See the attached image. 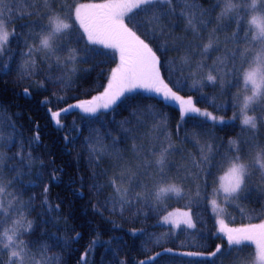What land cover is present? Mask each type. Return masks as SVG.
I'll return each instance as SVG.
<instances>
[{
	"label": "trees",
	"instance_id": "trees-1",
	"mask_svg": "<svg viewBox=\"0 0 264 264\" xmlns=\"http://www.w3.org/2000/svg\"><path fill=\"white\" fill-rule=\"evenodd\" d=\"M85 1L100 0H67L66 5ZM35 2L9 0L17 11H32ZM179 3L176 0L174 4L177 15L163 22L164 33L156 37L157 43L146 42L154 51L159 47L157 55L163 61L164 82L179 96L191 97L200 109L223 118L225 124L197 115L182 119L177 104L162 100L154 92L139 90L96 115L85 116L78 108L69 109L60 116L62 127L57 126L49 109L59 111L99 95L103 86H107L116 56L100 45L87 44L82 30L74 26L70 42L68 36H62L54 44V47L62 45L54 55L40 51L28 57V47L39 44L37 33L41 29L31 23L38 17L18 18L9 24L15 27L16 36L10 37L6 51L0 56V65H8L0 67V133L4 137L0 139V178L10 190L12 208L16 204L11 216L15 210L21 211L24 220L31 222L27 231L24 225L20 238L41 264H139L141 260H146V264H232V256L207 255L216 244H225L212 209L211 201L215 198L212 193L226 166L223 157L234 154L237 143L246 146L254 140L250 136L255 133L243 125L237 106L243 97L242 84L230 85L233 77L225 75L227 68L219 64L218 58H225L238 47L243 50L259 46L244 40L245 32L251 39L249 12L241 13L245 17L244 29L233 37L237 25L217 19L221 9L212 11L215 0H197L198 10L208 11L198 17L203 23L198 24V33H193L178 14ZM24 24L27 27H20ZM210 36L214 37L215 45L204 54L203 45ZM72 49L76 50V58L67 63ZM29 59L36 64L26 69L23 65ZM236 64H240L239 56ZM73 68L75 72L71 71ZM210 73L217 76L216 82L207 81ZM8 123L14 128L5 127ZM261 126L258 124V128ZM10 133L12 138L8 139ZM229 141L236 144L230 145ZM169 144L176 150L167 155V172L163 174L157 167L159 173L155 172L153 179L144 171L137 172L129 182L134 168L153 167L149 163H154ZM205 144L212 145L217 166L211 168L209 175L208 168L202 165L204 171L197 177L200 170L191 161L199 160ZM180 174L192 187L199 185L200 195L191 190L179 201L158 200L156 190ZM191 176H196V182ZM113 178L117 186L129 189L131 202L124 204L123 210L110 183ZM248 186L252 189L248 199L227 204L229 228L264 221V190L254 177ZM175 208L190 211L195 226L174 230L164 223L163 218ZM253 248L254 245L246 247L242 255ZM189 252L204 255H185ZM149 256L155 258L147 260ZM8 257L9 252L0 242L2 264H9Z\"/></svg>",
	"mask_w": 264,
	"mask_h": 264
},
{
	"label": "snow or ice",
	"instance_id": "snow-or-ice-1",
	"mask_svg": "<svg viewBox=\"0 0 264 264\" xmlns=\"http://www.w3.org/2000/svg\"><path fill=\"white\" fill-rule=\"evenodd\" d=\"M27 3V0H25ZM176 0H104L102 3L80 4L78 6H68L65 11V6L59 9L55 6V0H37L33 5L32 11L16 10L14 4L9 3V0H0V54L6 51V46L10 42V37L16 36L15 27L9 30L8 25L14 24L16 19H26L29 16H37L38 19L31 21L41 29L37 33L39 40L38 45L28 47L26 55L32 57L34 53L44 51L46 55H54L60 50L61 46L54 47L53 41L58 36H68L69 42L71 38V30L74 26H78L82 30L87 44L100 45L103 48H110L119 54V63L111 70V75L108 78L107 86H103L104 90L99 95L93 96L91 100L79 101L77 104H69L67 108H62L59 111H51L50 117L57 126H61L60 116L62 113L69 111L72 108H78L87 114H95L101 108H109L115 104L128 92H133L137 89H144L156 93L162 100H173L180 102L181 118L188 114H197L203 116L206 120L214 123L225 124L223 118H217L207 111L201 112L193 104L192 98L184 99L179 96L166 84L161 76V68L163 61L157 55V50L154 51L146 40H152L156 44V37L164 33L163 22L170 16L177 15V7H174ZM221 5L223 7L221 8ZM179 16L186 21L187 29L193 33H198V24L203 22L198 19L199 16L207 15L206 9L198 10L197 0H180ZM43 8L41 12L40 9ZM220 8V13L217 19H227L237 25V31L232 35L238 37L239 33L244 29V15L248 12L258 13L253 15L248 20V25L253 29L251 39L249 33L245 32L244 40L250 44L258 45L259 47L244 48L239 47L232 50L225 58H218L219 64L227 68L225 75H232L233 80L229 81L231 86L242 84L244 93L242 103L238 102L237 106L243 114L242 123L249 126L252 130L258 129V123L264 125V117L249 116L247 112L253 106L264 104V0H215L212 5V11ZM14 12L16 13L14 15ZM63 16V19L61 18ZM46 20L47 23H42ZM67 21V22H66ZM210 22V21H209ZM131 25V27H130ZM27 27V24L20 25ZM140 33L138 35L137 33ZM144 36V39L141 38ZM239 44V39L236 40ZM215 45L213 36L209 37L207 43L203 45V53L207 54ZM72 56L67 58V63L75 60V49L71 50ZM94 51V50H92ZM102 54V53H100ZM240 57V64L237 66L236 58ZM59 62V57H57ZM228 63L231 67H228ZM36 61L29 59L25 61L23 67L26 69L34 68ZM7 68L8 65H0ZM216 70L215 63L213 71ZM75 72L76 69H71ZM207 81L216 82L217 76L211 73L207 76ZM179 84L180 82L177 81ZM195 86V85H193ZM24 92L27 94L28 89ZM239 101V97H238ZM5 127H13L11 123ZM179 127V125H178ZM11 133L8 139H11ZM0 139H4L0 133ZM39 139V135L35 137ZM67 139V137H65ZM255 139V136H253ZM230 145L236 144L235 141H229ZM258 150L251 160H247L242 154V149L236 147L234 154L223 157L222 163L228 165L227 172L224 177H220V185L213 189L214 196H222L225 203H233L239 199H248L252 189L248 186L249 180L255 174L253 170H259L262 180H264V145H254ZM205 149L207 151L205 152ZM175 151V146L169 144L164 148L159 158L155 161L161 173H163L169 151ZM95 151V149H93ZM99 158V157H98ZM215 154L212 152V145L205 144L201 148L199 160L193 158L191 163L194 168L200 171L196 173L199 177L200 172L204 171L206 166L208 173L211 174V168L216 167ZM135 174L129 176V182ZM121 179H123L121 177ZM11 183V182H9ZM111 186L114 188L121 210L123 205L130 203L128 199L129 189L117 186L116 178L111 181ZM205 186L207 182L205 181ZM47 192V187L44 189ZM5 192V185L0 178V194ZM175 194L181 196L184 194L183 189L176 184H169L166 187H160L156 190V198L159 200L163 195ZM196 195L199 196V185H197ZM139 193L136 194L138 199ZM212 205L218 207L217 201L212 200ZM11 206H9V209ZM9 209H6L3 202L0 201V215H10ZM243 211V209H241ZM184 217L183 220L177 217ZM165 223H171L175 227H179L180 223H186L189 227H194L188 213H169L164 218ZM27 227L25 231L31 229V222L24 219L13 221L12 228H6L0 231V242L4 250L9 252V264H25V257L28 255V250L24 247V241L19 240V229ZM219 233L223 234L225 244H216L214 251L207 255L211 257L232 256V264H248L246 257L242 255L246 247L255 246V255L252 264H264V221L257 224H248L239 228H229L223 220L219 221ZM2 227V224H0ZM135 235V231L133 232ZM6 241V242H5ZM18 241V242H17ZM165 251L171 252L172 249ZM85 256L81 257L82 260ZM159 256V253L155 254ZM185 255L199 256L204 253L189 252ZM155 257L149 256L147 260H153ZM2 264V261H0ZM34 264H40L39 261H34ZM139 264H146V260H141Z\"/></svg>",
	"mask_w": 264,
	"mask_h": 264
},
{
	"label": "rangeland",
	"instance_id": "rangeland-1",
	"mask_svg": "<svg viewBox=\"0 0 264 264\" xmlns=\"http://www.w3.org/2000/svg\"><path fill=\"white\" fill-rule=\"evenodd\" d=\"M102 2H104V0H100V1H98V2H97V1H85V2H81V3H76L74 6H78V5H80V4H92V3H102ZM35 3H36V2H35ZM66 3H67V0H55V6H58V8H60L61 6H65V8H67L68 6L66 5ZM74 6H73V7H74ZM25 7L28 8V5H25ZM257 14H258V13L249 12L248 19L250 20L251 17H252L253 15H257ZM262 15H263V14H262ZM61 18L63 19V16H62ZM66 22H67V21H66ZM8 27H9V30L12 29L10 25H8ZM252 31H253V29L251 28V32H252ZM61 37H62V36H58V37H56V38L54 39V41H53V44H55L58 40H60ZM107 49L111 50V51L114 53V55L116 56V63H115V65L112 67V69H113V68H115V67L117 66V64L119 63V54H118L117 52H115V50H113V49H110V48H107ZM1 55H2V54H0V56H1ZM112 69H111V70H112ZM111 70L109 71L108 78H109L110 75H111ZM107 83H108V79H107ZM106 85H107V84H106ZM139 90H140V91H143V92H146V93L151 92V91H147V90H144V89H137V90H134L133 92H135V91H139ZM133 92H128V93H126L125 95L130 94V93H133ZM245 94H250V93H244V91H243V95H245ZM243 95H242V96H243ZM122 98H123V97H122ZM122 98H121V99H122ZM184 99H188V98H184ZM118 101H119V100H118ZM118 101H117V102H118ZM168 101L177 104V105L179 106V108H180V102H179V101H173V100H168ZM192 101H193L194 106H195L196 108H199V107H197V106L195 105V102H194L193 99H192ZM117 102H116V103H117ZM116 103H115V104H116ZM240 103H242V99H241ZM115 104L111 105V106H110L109 108H107V109H105V108H101V109H99V111H98L97 113H95V114H87V113H84V112H82V114L85 115V116L96 115V114H98V113H100V112H105V111L110 110ZM199 109H200V108H199ZM200 110H201V112H203V111H207V110H204V109H200ZM207 112H208V111H207ZM188 115H197V114H188ZM188 115H185V116L183 117V119H184L186 116H188ZM240 115H241L242 120H243V114H242L241 112H240ZM247 115H249V116H256V117H258V118H259V117H264V104H262V105H260V106H253L252 109H249V110H248ZM197 116H199V115H197ZM201 117H203V116H201ZM258 124H259V123H258ZM260 125H261V124H260ZM261 127H262V128H258V129L255 130V131L252 130L251 128H249V131H250L251 133H255V134H251L250 137L253 139V136H255L256 139H254V140H250L249 142H247V145H246V146H245V144H244V146H241L240 143H237V146H238L240 149H242L241 154H242L247 160H251V158L255 155V152L258 150L257 148L254 147V145H256L257 143L260 144V145H264V125L261 126ZM163 149H164V148H163ZM153 162H154V163H152V162L149 163V165H153V167L142 166V167H139L140 170H138L137 168H134V172H133V174H135V176H137V175H136L137 172L142 173V172L144 171V173H146V175L148 174L149 179H150V178L153 179L154 176H155V172H156L157 175H158V173H159V172H157V169H156L158 166L156 165L155 160H153ZM168 167H169V164H168V162H167L166 167L164 168V172H163V174H164L165 172H167ZM227 168H228V165L226 164V166H225L224 170L222 171L220 177H224V176H225V174H226V172H227ZM253 171H255V174L252 175V176L250 177V179L254 177L256 183H257L259 186H261V188L264 190V180H262L261 173L259 172V170H253ZM135 176H134V177H135ZM148 176H147V177H148ZM220 177H219V179H218V186H219L220 183H221V181H220ZM191 179H192L193 181L196 182V176H191ZM132 180H133V179H131V181H132ZM135 180H136V178L134 179V181H135ZM131 181H130V182H131ZM249 181H250V180H249ZM127 184H128V182H127ZM169 184H176L177 186L181 187V188L183 189L184 194H185V193H189L191 190H195V191H197V185H196L195 187H192L191 184H190L187 180H185V179L182 178L181 174H180L178 177H172V178H170V179L168 180V182H166V183H165L164 185H162L161 187H166V186L169 185ZM218 186H217V187H218ZM181 197H182V195H181V196H177V195H175V194L169 193V194L163 195V196L161 197V199H159V200H160L161 202H163V203H164V201H165L166 199H168L169 201H172V202H173V201H179ZM214 197H215L214 200L217 201V205H218V207H215V208H214V206L212 205V209H213V212H214L215 217H216V222H217V227H218V229L220 228V224H219V221H220V220H223L224 223H225L227 226H229V218H228V213H227V208H226L228 203H225V202H224V199H223L222 196H214ZM0 201L3 202V204H4V206H5L6 209H9V206H11V208L9 209V211H10V215H8V216L0 215V223L3 224V225H2V230H3V229H6V228H12V227L14 226V225H13V221H14V220H17V219H24V217H23L21 211L17 212V211L15 210V212L18 213V214L15 213L14 216H11V210L15 207L16 204H15L14 207L12 208V206H13V204H14V200L10 197V190H9L8 186H5V192L2 193V194H0ZM235 203L238 204L237 201H236ZM230 204H231V203H230ZM232 204H233V203H232ZM185 212L189 214L190 219H191V222H192V224H193L192 215H191L190 211H188V210H186V209L175 208V209L171 210V212H169V213H185ZM177 218H179V219H181V220L184 219V217H182V216L177 217ZM164 223H165V222H164ZM166 224H168V225H170L171 227H173L174 230H179L180 228H183V227H189L186 223H180V226H179V227H175V226L172 225L171 223H166ZM193 225H194V224H193ZM190 228H191V227H190ZM22 229H23V228H20V229H19V232H20V233H21ZM22 233H23V232H22ZM22 233H21V234H22ZM220 235H223V234L220 233ZM19 240H21L20 235H19ZM5 242H6V241H5ZM17 242H18V241H17ZM254 255H255V248H253L252 251H251L249 254H245V255H244V257H246L247 260H248V264H252V261H253V259H254ZM34 261H38V260H36V259L31 255V253L28 252V255L25 257V264H34ZM39 262H40V261H39ZM40 264H41V262H40Z\"/></svg>",
	"mask_w": 264,
	"mask_h": 264
}]
</instances>
